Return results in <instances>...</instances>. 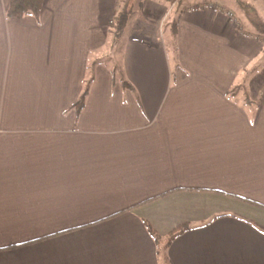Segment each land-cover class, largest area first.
<instances>
[{"label":"crops","instance_id":"0c3cea01","mask_svg":"<svg viewBox=\"0 0 264 264\" xmlns=\"http://www.w3.org/2000/svg\"><path fill=\"white\" fill-rule=\"evenodd\" d=\"M231 1L115 34V0H0V264H166L146 222L185 226L170 264H264L263 41Z\"/></svg>","mask_w":264,"mask_h":264},{"label":"trees","instance_id":"16d2710c","mask_svg":"<svg viewBox=\"0 0 264 264\" xmlns=\"http://www.w3.org/2000/svg\"><path fill=\"white\" fill-rule=\"evenodd\" d=\"M41 5H42V0H10L9 5L6 10V15L8 17H15V18H21L27 14H32L34 16H37L41 9ZM130 5H132L131 0H124L122 5L116 8L114 12L115 14L114 19L113 21L110 20L109 22V25H113L114 20H116L118 29L117 31H114L115 34L118 33L119 27L122 26L124 21L126 20L128 12H129L127 8ZM259 25L261 28L263 27L262 28V31H263L262 33V41H263L262 55H264V22ZM86 93H87V88H85V90L81 93L78 100H82L83 96ZM146 227H147L148 232L151 234V236L156 241V244H158L160 258L163 259L164 263L170 264L168 261V258L165 255L164 249L166 245L175 237V235L181 232L185 226H178L174 230L170 231L168 235L165 237L164 243L161 242L162 241L161 236L147 222H146Z\"/></svg>","mask_w":264,"mask_h":264},{"label":"rangeland","instance_id":"374dc122","mask_svg":"<svg viewBox=\"0 0 264 264\" xmlns=\"http://www.w3.org/2000/svg\"><path fill=\"white\" fill-rule=\"evenodd\" d=\"M114 1V0H113ZM124 0H116L117 8L122 5ZM133 1L132 8H135L137 6L138 0H131ZM257 1V0H255ZM192 2V1H191ZM231 9L232 13L239 18L242 24H245L249 27V30L255 31L256 33L262 34V28L259 24L264 22V5L260 4V8H257V5L255 6L254 0H232L231 1ZM128 7V6H127ZM111 21H113L115 14L113 11L111 12ZM108 29L112 31H117L118 26L116 23V20H114L113 25H108ZM263 58V57H262ZM256 65L258 63L257 58L255 59ZM256 100L258 99V94H255Z\"/></svg>","mask_w":264,"mask_h":264},{"label":"built area","instance_id":"2783aa9c","mask_svg":"<svg viewBox=\"0 0 264 264\" xmlns=\"http://www.w3.org/2000/svg\"><path fill=\"white\" fill-rule=\"evenodd\" d=\"M209 5H210L209 7H211V8H216L217 7V5L214 4V3H210ZM226 13L232 19V21L234 22V24L237 25L239 23L238 22V19L236 18V16L231 11H228L227 10Z\"/></svg>","mask_w":264,"mask_h":264}]
</instances>
